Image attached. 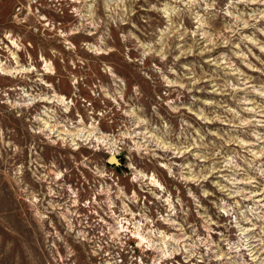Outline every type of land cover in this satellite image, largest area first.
<instances>
[{
    "label": "rangeland",
    "instance_id": "rangeland-1",
    "mask_svg": "<svg viewBox=\"0 0 264 264\" xmlns=\"http://www.w3.org/2000/svg\"><path fill=\"white\" fill-rule=\"evenodd\" d=\"M0 264H264V0H0Z\"/></svg>",
    "mask_w": 264,
    "mask_h": 264
},
{
    "label": "bare ground",
    "instance_id": "bare-ground-1",
    "mask_svg": "<svg viewBox=\"0 0 264 264\" xmlns=\"http://www.w3.org/2000/svg\"><path fill=\"white\" fill-rule=\"evenodd\" d=\"M108 163H109V164H112V165H113V164H117V165H118V164H119V160H118V158H117L116 156H114V154H113V155H111V156L109 157V159H108ZM152 180H153V182L155 181V182H154V186H155V187H158V186L160 187V185H158V183H157V181H156L155 179H152ZM159 187H158V188H159ZM161 187H162V186H161ZM139 236H140V235H139Z\"/></svg>",
    "mask_w": 264,
    "mask_h": 264
},
{
    "label": "clouds",
    "instance_id": "clouds-1",
    "mask_svg": "<svg viewBox=\"0 0 264 264\" xmlns=\"http://www.w3.org/2000/svg\"><path fill=\"white\" fill-rule=\"evenodd\" d=\"M155 182V181H154Z\"/></svg>",
    "mask_w": 264,
    "mask_h": 264
}]
</instances>
